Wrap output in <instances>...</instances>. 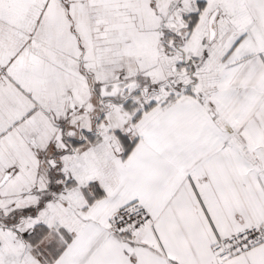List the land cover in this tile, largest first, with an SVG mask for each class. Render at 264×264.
Wrapping results in <instances>:
<instances>
[{
  "label": "snow or ice",
  "instance_id": "1",
  "mask_svg": "<svg viewBox=\"0 0 264 264\" xmlns=\"http://www.w3.org/2000/svg\"><path fill=\"white\" fill-rule=\"evenodd\" d=\"M0 264H264V0H0Z\"/></svg>",
  "mask_w": 264,
  "mask_h": 264
}]
</instances>
